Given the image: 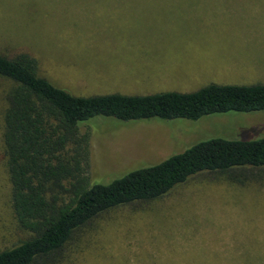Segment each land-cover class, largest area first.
I'll return each instance as SVG.
<instances>
[{
	"label": "rangeland",
	"instance_id": "rangeland-1",
	"mask_svg": "<svg viewBox=\"0 0 264 264\" xmlns=\"http://www.w3.org/2000/svg\"><path fill=\"white\" fill-rule=\"evenodd\" d=\"M20 53L76 96L264 83V0H0V55ZM14 87L0 77V251L28 237L14 217L3 155ZM79 131L84 174L102 183L200 141L264 138V111L97 118ZM256 172L243 183L200 174L158 200L111 210L74 236L62 264H264V173Z\"/></svg>",
	"mask_w": 264,
	"mask_h": 264
},
{
	"label": "trees",
	"instance_id": "trees-1",
	"mask_svg": "<svg viewBox=\"0 0 264 264\" xmlns=\"http://www.w3.org/2000/svg\"><path fill=\"white\" fill-rule=\"evenodd\" d=\"M0 77L15 84L3 115V155L14 217L28 234L0 251V264H62L74 236L111 210L158 200L200 174L243 183L252 172L264 173V138H215L110 182L91 183L83 169L87 136L79 131L97 118L197 121L261 112L264 83L76 96L39 76L36 60L27 53L0 55Z\"/></svg>",
	"mask_w": 264,
	"mask_h": 264
},
{
	"label": "crops",
	"instance_id": "crops-1",
	"mask_svg": "<svg viewBox=\"0 0 264 264\" xmlns=\"http://www.w3.org/2000/svg\"><path fill=\"white\" fill-rule=\"evenodd\" d=\"M226 1H232V0H225V2H226Z\"/></svg>",
	"mask_w": 264,
	"mask_h": 264
}]
</instances>
